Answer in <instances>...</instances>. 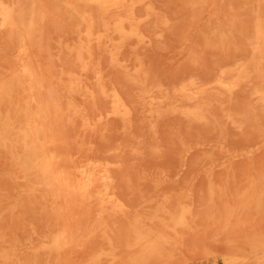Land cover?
I'll return each instance as SVG.
<instances>
[{
    "label": "bare ground",
    "instance_id": "1",
    "mask_svg": "<svg viewBox=\"0 0 264 264\" xmlns=\"http://www.w3.org/2000/svg\"><path fill=\"white\" fill-rule=\"evenodd\" d=\"M42 1L45 3L44 0ZM48 1L50 2L51 0ZM49 2L46 1L45 4ZM52 2L53 5L49 3L50 5L47 4L48 6L46 5L47 6L46 7L45 5H42L41 0H0V42H1L0 47L2 46L4 47L5 52L9 57L7 59V56L5 54L3 55V58L0 57V60H2V62L0 63V154L3 155L5 164H7V166L5 165V167H7L5 171L3 169H2L3 172L0 171L2 172L0 174V189L1 192H3L2 194L0 193V218L3 219L5 217V216L3 217V215H5L4 212L6 210L7 211L11 210L13 214H15L14 212L17 211H23V210L28 211L31 209H38L40 211L39 214L41 215V218L45 219L44 222L42 221L43 222L42 226H38L34 224L35 226H32L31 228H25V230L23 231V233L25 234H22L21 236L11 234L8 228L2 226V225H7L6 223L7 220H5L6 224L1 223L0 221V264H152L151 263L152 261L161 260L163 258L169 260L173 256L172 251L176 250V248H178V245L181 246L184 233L195 229L194 227L196 225L194 223L199 220L197 218L199 217H203L205 219L209 218L208 219L209 222L211 221L214 223L215 221L218 220L217 218H225L222 223L223 225L222 227L223 229H226L230 226L231 218H237L238 216H240V214L242 213L241 211L245 212L247 210L251 211L253 209H259L260 206L263 205L264 173L257 172V174L255 175H249V177L245 179L243 185L238 189V191L234 195L235 203L233 205L232 203L229 204L228 202L230 201V199H224L221 202L222 207H220V205L217 204L218 200L216 199H219V197L223 193H225V188L214 181V178L212 176L213 168H214L213 164L205 168L203 167L204 173L206 174V178H207V182H204L207 183V188L205 191L206 193L205 196L207 197L205 198L204 194L202 195L200 192H196L198 191L197 189L200 187L196 185L198 179L195 182L192 181L191 179V177H193L192 175H190L191 177L187 176L189 173L191 174L194 173L189 172L191 170L187 169L189 173L184 175V173L187 171L186 170L187 166L192 164L189 162L192 161L189 160L191 156L188 157L192 153L190 154L189 148H184L183 150H181L182 148L180 149L179 147H176L175 145L176 142L174 141V139L176 140V138L179 137L175 135L176 138L173 139L172 137H170L169 134L172 133V131L168 132L169 130L168 131L164 130L165 132L166 131L168 132L170 140L172 139V141H174L173 144L175 145L174 147H176V149L179 148L180 152L178 151V149L176 150V153L174 151L171 152V153L174 152L175 155L177 154L176 156L174 155V158L179 159V165H177L179 167V170L178 167H176V161L178 159L174 162L172 155L168 152L169 150H172L170 148H172L173 146L171 145L172 146L171 147L170 144L173 142L168 140L170 141L168 142L170 143L169 144L170 148L168 150L163 149V151H161V149H159V148H165L162 141L167 142L164 139H161L160 137L161 134L165 135V133H161V132L159 133V131L163 129H158V127L163 128L161 127V125L158 126L159 125L158 122L162 118H163L162 120L164 121V116L167 117V115L169 116V114L181 115L185 117L182 120L183 123L185 121L184 119L186 118L188 119V120L186 119L188 122L185 121L184 124L186 123L189 124V121L192 122L193 119H196L197 122L198 120L204 121L206 117L207 119H209L207 115L213 114L212 110L214 111L215 109H212V107L215 108L214 105L222 106L225 100L222 99L223 97H220V99H222L223 101L218 100L216 96L215 99L213 100L212 97L209 96V95L212 96L213 94L209 93V91H211L212 89H216V91L217 90L222 91L220 92V94L228 93L227 96L228 95L231 96L232 94L234 95V92L237 90V88H239V86L242 83L244 84V82H249L251 77L253 78L254 76H256L254 75L255 74L254 72H256V74L259 75L258 79L261 80V82L264 81L261 79L262 77L264 78L261 70L263 68H260L258 66V64L261 63L260 61L259 63V62H254L253 60V62L256 63L257 65L256 66L253 62H251L255 65L254 66L250 63L251 60L249 58H251V56L248 57V60H250L248 61V60H240L239 58L243 59L244 57L238 58L235 54L236 52L239 53V51L242 50L244 47L240 49L241 45L239 46L238 45L239 43L237 42L238 43L237 44L234 41V37L232 39V35L234 34L233 26H235L234 28L237 31L236 24L239 22L240 19L244 20L245 23L244 26H246L247 24L246 21L248 22L249 19L251 18L248 15L249 13L248 9H246L247 11L244 10L248 12V13L244 12L246 13L245 15L246 19L249 17L247 20L244 19L245 18V16L243 15L244 13L240 15L238 14L233 16L231 15L232 18L229 17L231 18V26L224 27L221 24V22L217 23L216 21L217 27L216 25L213 24L215 26V29L213 26V30H215L213 31L214 34H212L211 31L209 32V34H211L209 35L210 37L214 35L213 37L217 42L218 49L221 48L224 52L226 50L227 52H229L228 50L230 51L232 50L233 52H235L234 53L235 55L233 54L232 55L235 56L234 58L237 57V59L233 60L232 62L230 61L226 62L225 59L227 58V56H225L226 54L225 53L224 56L226 58H222L224 59L223 65H220L219 67L217 66L218 69L215 68L216 65H214V68L216 69V71L214 72L218 73V74L217 73L214 74H217V76L215 77L213 75L214 79L212 80L211 78L213 77H211L210 78L211 81L207 79L208 82H205L206 79L204 81L201 80V82L195 79H190L186 81L187 80L186 79L185 81H182L179 85H177L176 83H174V79H173L172 82L174 83V85L176 84L177 86L172 90L171 92L172 94L170 95V93L169 94L167 92L165 93V90L163 91L162 89V86L164 84L166 85V82L165 83L162 82L164 83L163 85L162 84L156 85L154 83L155 80L160 75L157 74L158 75L156 76L157 78H154L153 80L151 79L152 76L151 78H149V75H151V73L149 74V72H151V70L147 69L146 68L147 66L145 65L148 64H145L143 60H141L144 59L145 57L144 58L142 57L139 60L136 57L138 56L137 54L140 46L142 47L144 44L148 45L151 42V39H153L142 31V26L144 24L149 23V21L152 18H154L156 15L159 14V13L157 14L156 10L152 7V5L149 3L148 0H54L51 1V3ZM154 2L152 0V4H154ZM215 2L216 0H191L190 6L193 11L189 10L190 6H188L189 8L187 7L188 8L187 10H189V12L190 11L194 12L195 11L194 9L202 8L204 10L206 9L209 12L212 11L214 14H216L218 9L215 10L216 9L214 7ZM236 2L244 3L243 0L242 2L241 0L235 1V3ZM251 2L252 5H251V9L249 10L255 13L256 17H255V21L252 20L251 18V20L254 23L250 20L248 24L253 23V27L251 26L253 34L252 31L245 32V30L246 31L248 30V27L250 25H248V27L246 26L247 28L242 27L244 32L241 30L240 27H238L242 31L240 32V30L238 29V32H240L242 35L241 36L242 38L240 37L239 40L243 39V34H245L246 36L247 33V38H248V33H250L249 35L250 37L251 35H253L252 36L253 46L251 47L249 44H247L245 47L247 48V46L249 45L252 48V52L251 49L248 50L251 53L255 52L256 56L258 54V56H260V58L264 63V20L261 19L262 14H264L263 13L264 0H251ZM154 5L157 4L155 3ZM51 7L54 9H51ZM140 8H143V12L141 10V13L138 12L139 11L138 9ZM160 9L162 10L161 7ZM180 9L182 8L180 7ZM187 10L185 8V11ZM61 11H63V13H65L69 18H73L75 20L74 34L67 33L68 35L62 37V36H58L60 34L56 33L59 38H57V40L54 39L56 44L52 46L53 36L51 35L55 32H53L50 35L48 33L50 29L44 28L42 23L43 21L45 23V21L49 20L50 22L49 24L47 23V25H49L47 28H50L53 25L56 28L55 25H57V23L60 22V18L62 17L59 15ZM168 15L170 14H167L166 17H168ZM191 15H193V20L191 21L190 19L192 23L194 22L196 23L197 20L200 19V18L195 19L196 16H194L193 13H191ZM196 15L200 16V14L197 13ZM242 15L244 16L243 18ZM179 16H183V13H181V15ZM189 18H192L190 14H189ZM62 20L64 19L62 18ZM229 21L230 20H228V22H224V25L225 23L230 25ZM160 22L165 25L168 23V20L164 19L161 20ZM51 23L52 25H50ZM196 24H195L196 26L195 30H193L194 28L193 25L192 26L189 25V27L191 26L192 27L191 30L196 31L197 33L198 31L196 28L198 25ZM241 24H243V22H241L239 25L241 26ZM61 25L59 26L61 27ZM211 27L212 26H210V29ZM250 28L249 30H251ZM210 29H208V31ZM186 30L188 31V29ZM202 30H204V28ZM235 30L234 32H236ZM174 32L175 31H173V33ZM190 32L191 31L189 30V33ZM203 32L205 33V31ZM238 32L237 34H240ZM196 33L194 32V34ZM201 33H200L201 38L207 36V34L206 35L204 34V36L202 37L203 33L202 34ZM160 35H161L160 33H157L155 37L158 38V36ZM200 35H198V37ZM247 38L245 40L246 42H247ZM165 39L162 41L160 38H158V40H161L159 41V43L161 42L162 46L165 45V44L163 45ZM154 40L155 39H153V41ZM169 41H171V38ZM156 42H152V43L156 44ZM249 42L251 41L249 40ZM168 43L171 44V42ZM172 44L174 45V43ZM129 46H133L134 47L133 49L136 50L137 54H135L136 55L135 59H137L136 61L138 62L135 63L134 61L131 62L130 61L131 59L125 57L124 54L125 49H128L127 47ZM153 46L154 48L153 47L150 48L153 50L157 48L155 47L157 45H153ZM143 47H144L143 49H145V54L146 51L147 52L148 50L150 51V48H148L149 46L148 47L143 46ZM145 47L148 48V50H146ZM53 48L57 49V51L54 52L55 50ZM140 49H139V53L140 51H143V49L142 50ZM96 50L105 54L103 57L105 59L107 58L106 60L104 59V62L107 61V63L105 62L106 65H103L105 63H102L101 60L103 59H100V56L96 54ZM153 50H151V52ZM245 51H246L245 49L244 51H242L243 52L242 55L243 56L246 55L247 57L248 51H246V54ZM220 52L222 51L220 50ZM250 52L248 54H250ZM102 53L100 54L103 55ZM141 53L139 55H141ZM127 54L129 55L128 52L126 53V56H128ZM218 54L219 53H216L217 56H220ZM62 55L64 56L68 55V57L71 59L73 65L72 67H68L69 65L67 66L64 63L58 64L62 59L61 58ZM233 56L229 59L231 60ZM132 57L134 56L131 55L130 58ZM146 60L148 59L146 58ZM244 61H246V63L249 64L248 65L245 64ZM255 61H257V58L255 59ZM63 62L65 61L63 60ZM217 62L222 64L219 60ZM263 63L261 64L262 65L261 67L264 66ZM250 65L254 66L251 70H249L250 67L248 68V66ZM152 66L150 67L153 68L154 66L153 67ZM106 68L107 70L108 68L109 69L113 68L118 72L122 73L124 77L121 75L122 77L120 76L119 78L120 79L124 78L122 80L126 79L125 82L128 81L131 87L134 86L135 88L133 91H135L136 88L138 89L140 88L139 93L137 91V94L135 92H134L135 94L133 92L131 93V88H128L130 89L129 93H131V95L132 94L136 95L135 98H133V96H130L128 93H126L128 91L126 86H125L126 88V92H125L124 91L125 89L123 90L122 88L123 85H121L122 87L118 85L122 80L118 81L117 82L118 84L115 83L114 81L108 82L106 77H107V73L110 72L105 70ZM147 70L149 71L147 72ZM184 71L186 72V70ZM111 72L113 73V71ZM153 72L156 73V71ZM251 72H253L254 74L253 76L250 77ZM155 73H153V77L154 75H156ZM211 74L212 73H210V75ZM192 75L193 76L191 77L194 78L195 74ZM197 75L199 74H196V77ZM261 75L262 77L260 78ZM187 76L184 75V77H182L183 78L182 80H184V78ZM200 77L202 78L201 75H199L198 78ZM254 79L257 80L255 77ZM255 80L254 82L258 83L259 80L258 81ZM150 81L151 82L154 81V82L150 83ZM170 81L169 84H167V86L170 85ZM157 82L159 83L160 81L157 80L156 83ZM153 84H155V86ZM246 84L244 85L247 87L248 85ZM251 85L249 84L250 86L249 90L248 88H246L247 92L251 91L250 96L252 97L253 101L257 103L258 102L262 103L261 107L262 106L264 107L263 83H262L263 86L257 84L254 85L253 82ZM245 86L242 87L244 91H246ZM170 87L171 86H169V88ZM242 92H243L242 90L239 91V93L241 94ZM247 92H244L245 95H249L246 94ZM207 93H209L208 97L206 96ZM217 93H219V91H217ZM217 93L215 92L214 94ZM235 99L236 98L234 97V99H232L231 101ZM101 101H103L104 106H102L103 103ZM88 102H89L88 105L91 104L90 105L91 107L87 105ZM232 103H235L238 106L237 104L238 102L236 103V101H234L231 102L230 106L228 105L229 108L231 106L232 107L234 106ZM97 104L99 105L97 106ZM137 104L142 105V107L137 106ZM242 104H239L238 107L236 106L237 112ZM259 105L258 106L256 105L257 106L256 109L260 107ZM244 106L245 103L242 106L243 109L245 108ZM254 106L249 108V110L244 109L246 113L241 109L240 112L241 115L243 116L249 113V111L252 114L255 109ZM137 108H139L140 112L143 109L142 112H144L145 114L143 113H142L143 115L140 113L139 114L145 116V118L147 117L146 119H148L146 123L148 128L146 127L145 123H144L145 124L144 127L150 130L151 135L148 130L150 137L153 136V139L154 138L157 139L154 136H159L157 140L160 141L161 145L159 142L158 143L156 142L157 145L159 146L158 149L156 145H154L156 147H153V145L151 146V144H154V142L157 140L154 139L155 141L153 140L152 142H149L150 140H152L151 139L152 137L149 138L150 140H148V138H145L146 142H149L148 144L151 143L150 145H148L149 148L151 147L150 148L151 150L150 149L149 150L151 152L153 151L156 152V155H158L159 151H161V153L159 154L163 155L166 152L164 150H167L166 152L167 154L165 153V155L163 156L160 155L162 158L161 160L165 159L166 161L164 163V166H159L158 164L160 163H157L158 158L157 160L155 158H151L152 153H148L147 151L149 150H147V148L145 147L144 150L146 149L147 151L145 150L144 155L146 156L147 154L148 155L151 154L148 157H150V159L153 160L155 159L156 161L154 160L155 161L154 163L151 164L149 163L150 165H152L150 166L152 168H149L148 166L149 164L146 160V158L148 157H145V165L148 167L145 168V165H142V168L144 167L143 169L141 168L142 170H138L137 168H135L137 165L135 166L134 165L135 163L133 164L131 163L133 160L132 159L133 155L130 154V151L137 152V150L139 149L138 147H134L135 145H137L135 143H139V141L137 142L136 140H135L136 142L131 141L135 145L132 144L133 147L132 148L130 147L129 149L130 155L128 154V152L124 150L123 148L124 145L123 147L118 145H116L115 147H108L109 146L108 144L106 148L104 146L106 144H104L103 146L105 147V150H102L101 147H97L98 144L96 145V141L97 142L101 141V143H108L111 141L109 140L111 137H115L114 135L111 136V134H110L111 137H109L108 130H109L110 122L113 121L116 122V124L113 122L115 125H117V122H119V124H121L120 133L123 132L125 133L124 135L131 134L136 130L137 131L140 130L139 127H136L139 129L135 128V130L133 128V125H136V123L137 125H139L138 121L140 120L139 119L140 115L138 114V117L136 115V113L138 112V111L136 112ZM226 108L228 107L226 106ZM224 109L225 108L223 107V110ZM234 109H233V114L237 113L234 112ZM261 110L263 111L264 109L262 108L260 109V111ZM258 111L259 110L257 109L256 112L258 113ZM215 113L216 116L220 114L219 112H218L219 114H217L216 110L214 114ZM260 113L261 115H264L262 114L263 112ZM258 114L255 113L254 116ZM135 116L138 118L137 122L134 120L136 118ZM171 116L169 118L173 119V117ZM234 116L236 117L237 114ZM259 116L260 115H258L257 117ZM175 117L179 118L177 115H175ZM211 117L212 115L210 116V118ZM145 118L144 120L143 118L141 119L142 123L143 121H146ZM167 118H166V122L164 123L168 125L163 124V126L169 127V124H171L170 126L171 128L175 127L176 124L174 123V121L177 120L171 119L173 121L171 122V120L167 121ZM229 120L230 122H232V119ZM161 121L160 123L162 124L163 121L162 122ZM263 121L261 120L260 122ZM182 122L180 119V124ZM194 123H196V121ZM239 123L241 124L240 121ZM239 123H238V127L241 126V128H245L242 127L243 126L242 124L239 125ZM76 124H78L79 129L73 132V134L74 133L75 134L72 135L71 134L72 131L69 130V128L71 127V129H74V127L77 126ZM188 124L185 125L187 126L186 129L189 128ZM244 124H245V119H244ZM172 125L174 126L172 127ZM177 125L178 127L180 126L178 123ZM205 125L207 126V123ZM231 125H233V123ZM141 126L143 128V124ZM181 126L183 127V124ZM257 126L260 130H262L263 125L261 128L260 123H257ZM78 127H76V129ZM115 127L116 126H113V128H111V131L112 129L114 130L116 128L118 130L120 129L118 127L116 128ZM208 127H210V125L207 126V128L206 127L204 128L209 130ZM132 129L134 130L133 132ZM184 129L185 127L181 129L182 130L181 133H179L180 130L178 132H173V133H178L184 136L186 133H188V131L191 128L187 129L188 131L185 130L186 133L183 135L182 133L185 132ZM118 130L114 131L115 134L118 132ZM171 130H174V128ZM201 130L204 131L205 129H203L202 127ZM146 132L143 131L142 134L147 135ZM189 133L191 134V132ZM195 133H200V135L202 136L201 134L202 132L195 131ZM244 133H246V131H244ZM261 133L264 136V132L261 131ZM203 134H206L205 131L203 132ZM88 135L91 136V138H89V140L91 141L87 140L89 141L87 142L86 139H82L85 136H87L86 138H88ZM188 135L186 134V137L185 136L184 137L187 138ZM197 135L198 134H196V136ZM182 136H181L182 140L179 138L180 141L183 140L186 141L188 138L190 139L191 137L193 138V136L190 135V137H188L185 140V138L183 139ZM225 136H227V134ZM252 136L255 135L252 134ZM162 137L163 138L167 137L166 140L168 139V136H162ZM195 137L193 139H195ZM121 138L122 137L119 136L118 139L120 140ZM123 138H125V142L130 141V140H126V136ZM215 138L217 139V137ZM251 138L252 137H250V140ZM94 139L95 142L92 141ZM208 139L210 140L211 138ZM259 139H261L262 141L264 140L263 138H259ZM184 141H183V145H181L182 142L179 143L182 147H184ZM189 141H191V139ZM207 141L208 140H206V142ZM256 141H258V139ZM112 142L113 141H111V143ZM196 142L199 143L200 141L198 140ZM141 143L142 144L140 145V147L142 148L144 142ZM168 143H165L166 144L165 146H168L167 145ZM192 143L194 144V142L191 143L189 142V144ZM245 143L248 142L245 141ZM179 144H177V146H179ZM250 144L253 145V142ZM162 145L163 147H161ZM111 146L113 145L111 144ZM240 147L242 148L243 145ZM258 149L259 147L258 148L254 147L253 150H255L256 152L258 151ZM144 150L142 149L140 155L141 157L137 156L139 157V159H142L141 162H139L140 160L139 161L137 160L138 159L137 157H136L137 159L135 158L136 163L138 161L137 164L143 163ZM226 150L227 149H225V151ZM235 150L237 153L238 152L237 150L240 149H238L237 147V149L235 148ZM177 151L179 153H177ZM229 151L230 150L228 149V153L231 154L232 152L230 151L231 152L230 153ZM248 151L249 149L245 152V154ZM122 152H124V155L126 153L132 157L129 158L127 156L130 164L126 162L127 160L125 161V159H122L121 157ZM162 152L164 153L162 154ZM213 152L210 153L213 155ZM239 152H241V150ZM168 153L171 155L172 158ZM233 153H232L233 157L234 155H237ZM227 154L226 156H229V154L228 155ZM238 154H239L238 155L239 158H244L243 156L240 157L243 154L241 153ZM247 154H249V152ZM156 155L154 156L153 153L154 157H156ZM167 155L169 156L163 158L164 156ZM250 155L251 154H249V157ZM224 156L225 155H223V157ZM226 156L223 160H226ZM249 157L247 158L248 161L250 160ZM167 158L172 159L173 162L170 160L172 163V165L170 163L171 166H173V163H175L174 168L176 167L177 169L176 172L178 171V173H175L173 171L174 168L168 166ZM130 159L132 160L130 161ZM208 160L209 158L206 161L208 162ZM124 161L125 164H128L129 166L131 164L132 166L133 165L135 166V167L131 166L132 170H134L133 168H135V170L137 169L136 171H138V174L135 180H134L135 177L131 176L130 171L125 170V168L128 165L125 167ZM151 161L152 160H150V162ZM207 162H204V166H206L205 163ZM249 163L250 165L252 164V162ZM155 164L159 167H157ZM153 165L154 167L155 166L156 167L153 168ZM160 165H163V163ZM168 167L172 171L169 172ZM189 168H191L193 172H195L194 176L197 175L198 169L194 171L195 168H198L197 166H193V167L189 166ZM181 171L183 173L184 178L185 176H187L188 178L191 179L193 183L194 182L196 183L195 186H197L198 188L197 187H196L197 189L195 188L196 190L195 192L197 193V195L194 196L195 192L193 188L194 185L193 183L190 182V184H188L187 186L184 185V183L183 184L181 183V185H184L185 187L180 186L178 184L179 182L185 180V179L183 180L182 178ZM118 173H120L119 177H118ZM136 173L133 174L135 175ZM171 173H173V175H170ZM179 174H181L180 179H182L180 181L178 180ZM198 177H200V175H198ZM176 181L178 182L177 184L173 183ZM171 182L172 184L177 185L176 187L177 189L174 188L175 190H173L172 188V190H169L171 192H168L167 191L168 189L166 188L167 190H165V193H162L161 192L162 188L165 186L168 187L169 183L171 184ZM149 183L153 184L152 193L149 194L148 192L151 190H149V188H146L147 191L149 190L147 192L149 195H147V193L144 192L147 196H141L140 197L141 200L136 205H133L131 201L130 202L128 201L129 200L128 198L130 197L126 198V194L138 195V193L141 190H143L142 188L145 186V184L148 185ZM233 183L234 182H232V184ZM147 185L145 187H147ZM149 185L148 187L152 186ZM122 186L123 187L125 186L126 188L125 187L122 188ZM226 186L227 185H225V187ZM121 189L122 190L127 189V193H124L125 194L124 195L123 192L126 191H122ZM198 193H200L201 195L200 194L198 195ZM197 196H203L205 198L203 199L202 197L203 203L205 200L206 205L205 203L203 205L202 201H200L201 197L198 198ZM194 197H197V199H199L198 203L201 202L202 205L196 203L197 201H195ZM197 204L200 208V211L202 206H204V209H202V211L207 210L203 216H200L201 215L199 214L200 211H197L198 209V208L196 209V207H198ZM205 208L207 209L205 210ZM256 211H257L256 213H258V210ZM250 213L253 214L255 212H250ZM15 215H17V213ZM16 217L19 216L17 215ZM117 220H120L125 223V227L122 232L116 231L115 224L118 223ZM33 221H35V219ZM198 224L199 222L197 223V225ZM24 225H26V223H24ZM220 232L224 233L226 231L224 230V232H222L221 230ZM262 244H263L262 245V249H263L264 242ZM254 248L255 250H260L261 246H258V244H254Z\"/></svg>",
    "mask_w": 264,
    "mask_h": 264
},
{
    "label": "rangeland",
    "instance_id": "2",
    "mask_svg": "<svg viewBox=\"0 0 264 264\" xmlns=\"http://www.w3.org/2000/svg\"><path fill=\"white\" fill-rule=\"evenodd\" d=\"M45 1V3H46V1L47 2H49L48 0H44ZM51 1H54V0H51ZM51 1L49 2L50 4H52L53 5V2L51 3ZM149 1V3L152 5V7L156 10V12H157V14L158 15H156L154 18H152L150 21H149V23H147V24H144L143 26H142V31L146 34V35H148L149 37H151V38H153V39H155L154 41H153V39H151V42L147 45H143V46H146V47H148V48H150V47H153L154 48V46L153 45H157V46H155V47H157L156 49H151L150 48V51L148 50V48H146V50H148V52L146 51V54H145V49H143L144 47L142 46H140V48H142L143 49V51H140V53L142 52V53H144V54H142L141 53V55H139L140 53H139V47H137V48H139L138 49V54H137V52H136V50H134L133 48V46H129V47H127L128 49H125V52H124V54H125V57H128L129 59H131L130 61L132 62V61H134V63L135 62H138V61H136L137 59H135V54H137L138 56H136L137 58H138V60L139 59H141L142 57L145 59V61H144V59H141V60H143V62L145 63V64H151V61H152V64L151 65H145V66H147L146 68L147 69H149V70H151V72H149V74L151 73V75H149V78H151V76H152V80L154 79V78H157L156 76H158V75H160V76H158V78L159 77H161V78H157L156 80H155V84L157 85H163L165 82H166V85L164 86H162V89H163V91L165 90V93L167 92L168 94L170 93V95L172 94L171 92H172V90L177 86V85H179L182 81H185L186 79V81H188V80H190V79H195V80H197V81H199V82H201V80L202 81H204L205 79V82H208L207 81V79H209L210 81H211V79L213 80L214 79V77H213V75L216 77L217 76V72H214V71H216V69L215 68H217L218 69V67L220 66V65H223V63H224V59H222V58H226L225 56H227V58L226 59H229V58H231L233 55H235L236 54V56L239 58V57H244L243 59H241V58H239L240 60H248V57H250L251 56V58H249L250 60H248V61H250V63L251 62H253V60H254V62H259L260 64H258V66L260 67V68H263V69H261L262 70V73H263V76H264V66L263 67H261L262 65V63H263V61H262V59L260 58V56H258V54H257V56H256V53L254 52V53H251L252 52V36L253 35H251V37L249 36L250 35V33H248V38H247V33H246V36H245V34H243V39H241V40H239L240 39V37L242 36L241 35V33L240 32H242L243 31V28L242 27H248V25H250L249 27H248V30L246 31L245 30V32H249V31H252V27H253V21L252 20H254L255 21V17H256V15H255V13H253L251 10H249V9H251V5H252V2H251V0H243V2L245 1V2H247V3H239V2H236L235 3V1H238V0H216V2H215V5H214V7L216 8L215 10H217V13L216 14H214L212 11L211 12H209V11H207L206 9L204 10V9H202V8H198V9H194L195 11V13L194 12H191V11H193L192 9H191V6H190V1L191 0H155V2H154V0H153V2H154V4L156 3L157 5H154V4H152V0H148ZM184 1V2H183ZM186 1V2H185ZM41 2H42V5H50L49 3H47V4H45L42 0H41ZM241 2H242V0H241ZM44 3V4H43ZM189 3V4H188ZM239 3V4H238ZM238 5V7H237V5ZM244 4V5H243ZM47 5V6H48ZM51 5V6H52ZM181 5V6H180ZM239 5H240V7H239ZM46 6V7H47ZM158 6V7H157ZM177 6V7H176ZM188 6H190V8L188 7ZM221 6V7H220ZM243 6V7H242ZM246 6V7H245ZM156 7V8H155ZM160 7L162 8V10L160 9ZM180 7L182 8V9H180ZM184 7V8H183ZM189 8V10H191L190 12H189V10H187L188 8ZM242 7V8H241ZM49 8H50V6H49ZM48 8V9H49ZM185 8H186V10L187 11H185ZM240 8V9H239ZM51 9H54V8H52L51 7ZM160 9V10H159ZM176 11H175V10ZM246 9H248V11H249V13L248 12H246L247 10ZM139 11V13H141V10H142V12H143V8H140V9H138ZM163 10H165V11H163ZM174 10V11H173ZM177 10H182V11H180V14H179V11H177ZM220 10H221V12H220ZM227 10V11H226ZM239 10H240V12H239ZM244 10H246V11H244ZM163 11V12H162ZM201 11H203V12H201ZM162 12V13H161ZM165 12V13H164ZM189 12V13H188ZM228 12V13H227ZM239 12V13H238ZM244 12H246V13H248V15H249V17H251L252 18V20H251V18L249 19V21L251 20L253 23H250V24H248L249 23V21L247 22L246 20L249 18H247L246 19V13H244ZM181 13H183V16H179V15H181ZM188 14V17H187V14ZM191 13H193L194 14V16H196V18L195 19H198V18H200V19H198L197 20V22L196 23H199V24H196L194 21V23L196 24V25H198L197 26V33H196V31H192L191 29H192V25L194 24V23H192L191 21L193 20V15H191ZM196 13L197 14H200V16H198V15H196ZM221 13V14H220ZM227 13V14H226ZM244 13V14H243ZM252 13V14H251ZM264 13V12H263ZM167 14H170V15H168V17H166L167 16ZM189 14H190V16H192V18H189ZM236 14H238V15H240V14H243L244 16H245V18L244 19H246L245 21H246V26H244V20H242V19H240L239 20V22L236 24V28H237V31L235 30V26H233V29L236 31V32H234V30H233V35H232V39H233V37H234V41L240 46L241 45V47H240V49H242L243 47V49L242 50H240L241 51V54H240V51H239V53H235V52H233L232 50L230 51V50H228L229 52H227V50L224 52L221 48L220 49H218L217 47H218V45H217V42L215 41V38L213 37L214 35H212L211 37L209 36V35H211V34H209V32L211 31L212 32V34H214L213 33V31H215V30H213V26L214 25H216V27H217V23H220L221 22V24L225 27V26H231V18H232V16L233 15H236ZM254 14V15H253ZM60 16H62L61 18H60V22L59 23H57V25H55L56 26V28L54 27V25L53 26H51L50 28H47L49 25H47V23L49 24V20H47V21H45V23H44V21H43V26H44V28H46V29H50L49 31H48V33L51 35L53 32H55V33H53L51 36H53L52 38H53V43L55 42V40H57V38H59L58 36H66V35H68V34H74V23H75V20L73 19V18H69L65 13H63V11H61V13L59 14ZM221 15H223V16H221ZM227 15V16H226ZM232 15V16H231ZM242 15V18L244 17ZM247 15V16H248ZM263 15L264 14H262V20H264V17H263ZM161 16V17H160ZM204 16V17H203ZM211 16V17H210ZM214 16V17H213ZM217 16V17H216ZM179 17H180V19H179ZM181 17H182V19H181ZM184 17V18H183ZM187 17V18H186ZM211 19H210V18ZM219 17V18H218ZM227 17H228V20H230L229 21V23H230V25L229 24H226L225 23V25H224V22H228V20H227ZM229 17H231V18H229ZM62 18L64 19V20H62ZM163 18V19H162ZM174 18V19H173ZM189 18V19H188ZM203 18V19H202ZM215 18V19H214ZM164 19H167L168 20V23L167 24H163V23H161L160 21L161 20H164ZM171 19V20H170ZM172 19H173V22H172ZM188 21V23H187V21ZM190 19H191V21H190ZM210 19V20H209ZM217 19H221L220 21L219 20H217ZM184 20V21H183ZM209 20V21H208ZM216 21H217V23H216ZM219 21V22H218ZM61 22H63V23H61ZM176 22V23H175ZM182 22H184V23H182ZM206 22V23H205ZM241 22H243V24H241V26L239 25ZM62 25H61V24ZM68 23V24H67ZM186 23V24H185ZM190 23V24H189ZM191 23H192V25H191ZM210 23H212V24H210ZM46 26H45V25ZM151 24V25H150ZM176 24V25H175ZM187 24H189V25H191L190 27H189V25H187ZM195 24L193 25V30H195ZM207 24H209V25H207ZM214 24V25H213ZM50 25H52V23L50 24ZM59 25H61V27L59 26ZM65 25H67V26H65ZM180 25H181V28H180ZM182 25H184V26H182ZM187 25V26H186ZM205 25H207V26H205ZM239 25V26H238ZM57 26H59V27H57ZM165 26V27H164ZM208 26H209V28H208ZM210 26H212L211 27V29H210ZM252 26V27H251ZM73 27V28H72ZM172 27V28H171ZM186 28V29H188V31L186 30V29H184V28ZM189 27V28H188ZM238 27H240L241 28V30H240V28H238ZM246 27V28H247ZM251 27V28H250ZM146 28V29H145ZM169 28V29H168ZM173 28H175V29H173ZM199 28H200V30L202 31V33H201V31L199 30ZM204 28V30H202V29ZM249 28L251 29V30H249ZM55 29H56V31H55ZM62 29V30H61ZM148 29H149V31H148ZM154 29V30H153ZM168 29V30H167ZM206 29H207V31H206ZM208 29H210L209 31H208ZM214 29H215V26H214ZM238 29L240 30V32H238ZM51 30H52V32H51ZM152 30V31H151ZM189 30L191 31L190 33H189ZM173 31H175L174 33H173ZM203 31H205V33L203 32ZM164 32V33H163ZM171 32V33H170ZM193 32V33H192ZM194 32L196 33V34H194ZM202 34V37L204 36V34L206 35L207 34V36L204 38H201V35H200V33ZM237 32L238 33H240V34H237ZM244 32V31H243ZM60 34V35H58L57 36V34ZM68 33V34H67ZM157 33H160L161 35L160 36H158V38H160L162 41L165 39V41H164V43H163V45L164 46H162V44H161V42L159 43V41H161V40H158V38L157 37H155L156 36V34ZM174 34V35H173ZM252 34H253V31H252ZM165 35V36H164ZM167 35V36H166ZM195 35H197V36H195ZM198 35H200L199 37H198ZM236 35H237V38H236ZM240 35V36H239ZM171 36V37H170ZM176 36V37H175ZM209 36V37H208ZM55 37V38H54ZM196 37V38H195ZM198 37V38H197ZM208 37V38H207ZM247 38V42L245 41L246 40V38ZM163 38V39H162ZM170 38H171V41H169L170 40ZM242 38V37H241ZM55 39V40H54ZM189 39H190V41H189ZM177 40V41H176ZM243 40V41H242ZM249 40L251 41V42H249ZM157 41V42H156ZM167 41V42H166ZM198 41V42H197ZM52 42V41H51ZM152 42H156V44L154 43H152ZM168 42H171V44L170 43H168ZM194 42V43H193ZM242 42H244V43H242ZM52 43V46H54L55 44H56V42L53 44ZM157 43H159V44H157ZM168 43V44H167ZM172 43H174V45L172 44ZM246 43V44H245ZM153 44V45H152ZM194 44V45H193ZM245 44V45H244ZM247 44H249L248 46H247V48L245 47ZM162 47H160V46ZM182 45V46H181ZM187 45V46H186ZM244 45V46H243ZM0 46H1V42H0ZM174 46V47H173ZM191 47V48H190ZM195 47V48H194ZM249 47V48H248ZM130 48V49H129ZM136 48V49H137ZM174 48V49H173ZM194 48V49H193ZM216 48V49H215ZM54 49V48H53ZM52 49V50H53ZM142 49H140V50H142ZM195 49H196V52H195ZM244 49L246 50V51H248L247 52V57H246V55L245 56H243L242 55V51H244ZM251 49V52L249 51V50ZM55 50V51H54ZM53 51L54 52H56L57 51V49H54ZM151 50H153L152 52H151ZM212 50V51H211ZM219 50V51H218ZM220 50L222 51V52H220ZM129 53V55L128 56H126V53L127 52ZM135 53H134V52ZM174 51V52H173ZM186 51V52H185ZM208 51V52H207ZM246 51H245V54H246ZM100 51H98V50H96V54L97 55H99L100 56V59H103V60H101L102 61V63H107V61H105L104 62V55L105 54H103L102 52H100V53H102L103 55H101L100 53H99ZM149 52H151V53H149ZM230 52H231V54H230ZM250 52V54H248ZM149 53V54H148ZM216 53H219L218 55H220V56H217L216 55ZM222 53H223V55H222ZM226 53V54H225ZM228 53H229V55H228ZM235 53V54H234ZM6 55L7 56V54H6V52H5V49H4V47L2 46V47H0V57L1 58H3V55ZM182 54H183V56H182ZM224 54H225V56H224ZM233 54V55H232ZM131 55L132 56H134V57H132V58H130L131 57ZM145 55V56H144ZM101 56H102V58H101ZM139 56H141V57H139ZM200 56V57H199ZM254 56H255V58H254ZM64 57V58H63ZM106 57V56H105ZM183 57V58H182ZM235 56H233V58L230 60H226L225 59V61L226 62H232L233 60H235V59H237V57L236 58H234ZM9 57L7 56V59H8ZM62 59H61V61H62V63H61V61L58 63V64H66L68 67H72L73 65H72V62H71V59L68 57V55H62V57H61ZM146 58L148 59V60H146ZM220 58V59H219ZM247 58V59H246ZM254 58V59H253ZM257 58V61H255V59ZM107 59V58H106ZM105 59V60H106ZM259 59H261V60H259ZM63 60L65 61V62H63ZM219 60L222 64H220L219 62H217V61ZM146 61H147V63H146ZM223 61V62H222ZM2 62V60H0V63ZM179 62V63H178ZM217 62V63H216ZM225 62V63H226ZM253 62V63H254ZM106 63L105 64H103V65H106ZM216 63V64H215ZM219 63V64H218ZM244 63L245 64H249V63H246V61H244ZM251 63L252 65H256V63ZM71 64V65H70ZM133 64V63H132ZM154 64V65H153ZM154 67H153V66ZM188 65V66H187ZM209 65V66H208ZM211 65V66H210ZM214 65H216L215 66V68H214ZM252 65H250V66H248V68H249V70H251L254 66H252ZM263 65H264V63H263ZM150 66H152L153 68H151ZM208 66V67H207ZM218 66V67H217ZM257 66V65H256ZM106 67H108V66H106ZM184 67V68H183ZM258 67V68H259ZM154 68H155V70H154ZM182 68H183V71L184 70H186V72L184 71H182ZM201 68V69H200ZM212 68V69H211ZM111 69V68H110ZM110 69L108 68V70H107V68L105 69V70H107V71H109L110 73H112L111 71H113V73L112 74H110V73H107V77H106V79L108 80V82H111V81H114L115 83H117L118 81H121L122 79H124V78H119L121 75H122V73H120V72H118L117 70H115V69H111V71H110ZM153 69V70H152ZM189 69V70H188ZM198 69V70H197ZM208 69H210V70H208ZM215 69V70H214ZM149 70H147V72L149 71ZM197 70V71H196ZM202 70H203V72H204V74H203V72H202ZM153 71H156V73L155 72H153ZM155 73L156 75H154V77H153V73ZM120 73V74H119ZM172 73V74H171ZM174 73V74H173ZM183 74V75H181V74ZM185 73V74H184ZM206 73V74H205ZM210 73H212L211 75H210ZM214 73H217V74H214ZM255 73V74H254ZM251 72L250 73V77L251 76H253V74L254 75H256V76H254L257 80H255L254 79V77L251 79L250 78V83L249 82H244V84H246V85H248L247 87L242 83L240 86H239V88H237V92L235 91L234 92V95L232 94L231 96H227V94L228 93H221L220 94V92H222V91H220V90H217V91H219V93H217V91H216V89H212L211 91H209V93H211V94H213L212 96L211 95H209V93H207L206 94V96L208 97V95L210 96V97H212V99L214 100L215 99V96L217 97V99L218 100H221V101H223L224 99V102H223V105L222 106H217V105H214L215 106V108L214 107H212V109H215L216 110V112H217V114H219V115H217L216 116V113L214 114V112H215V110L213 111L212 110V112H213V114H210V115H207L208 117H209V119H207V117H206V119L209 121L210 119H212V120H210L209 122H211V123H209L206 119L204 120V121H200V120H198V122H199V124H198V122H197V120L196 119H193V121L191 122V121H189V124L188 123H186V124H184L185 123V121L186 122H188L186 119H184L185 121H184V123L182 122V120H183V118H185V117H183V116H181V115H178V114H169V116L167 115V117L169 118L171 115V117H173V119L174 120H177V121H179V122H177V121H174V123L176 124L175 125V127H173L174 125H172V127L174 128V130H171V129H173V128H171L170 126H171V124H169V127H167V126H163V124H166V123H164V122H166V118L167 117H165L164 116V121L162 122L161 120V122H162V124L160 123V121L158 122L159 123V125L158 126H160L161 125V127H163V128H159L158 127V129H163V130H160L159 131V133L161 132V133H165V135H163V134H161L162 136H168V139L166 140V138H163L161 135H160V137H161V139H164L165 141H167V142H163L162 141V143H163V145H164V147L165 148H159V149H161V151H163V149H169L170 147H169V144L170 143H168V142H173V143H171L170 144V146L172 145L173 147L176 145V147H179L181 150H183L184 148H189L190 149V154L191 155H189L188 157H190V159L189 158H187V159H189V160H192V161H189L190 163H192V164H190L189 166L190 167H193V166H197L198 168H193L194 169V171L196 170V169H198L197 171V175H195L194 176V174H195V172H193V170L191 169V168H189V166H187V168H186V170L187 169H190L191 171H189V172H192V173H194V174H191V173H189L188 172V170L184 173V175L185 174H188L187 176L189 177L190 175H192L193 177H194V179H193V177H191V179H192V181H195L196 182V180L198 179V181L200 182H192L191 181V179L190 178H188L187 176H185V178H184V176H183V173H182V171H181V174H182V178H183V180L184 181H186V182H184V181H182V182H177L178 180L180 181V180H182V179H180V176H181V174H179V179L176 181V182H173V183H178L180 186H183V187H185L184 185H188V184H190V182L191 183H193L194 185H193V188H194V192L196 191L195 190V188L197 187V186H200L197 190L198 191H196V192H200L202 195L204 194V196H205V191H206V188H207V183H204V182H207V178H206V174L204 173V168L205 167H208L209 165H214V168H213V173H212V176H213V178H214V181L216 182V183H218V184H220L222 187H224L225 188V193H223L220 197H219V199H220V201H219V199H216V200H218V202H217V204L218 205H220V207H222V204H221V202L224 200V199H230V201L228 202L229 204H231L232 203V205L235 203V200H234V195L236 194V192L238 191V189L243 185V183L245 182V179L247 178V177H249V175H255V174H257V172H259V173H264V140L262 141L261 139H259V138H263L264 139V136L262 135V133H261V131L262 132H264V121H263V117H264V115H261V113L260 112H263L262 114H264V110L262 111H260V109H264V107L262 106L261 107V104L262 103H260V102H255V101H253V99H252V97L250 96V93H251V91L250 92H247V89L246 88H248V90L250 89V86H249V84L251 85L252 84V82H253V84L255 85V84H257V85H262V83H263V85H264V81L263 82H261V80H259L258 79V77H259V75L258 74H256V72ZM109 74V75H108ZM158 74V75H157ZM189 75V76H187V75ZM191 74V75H190ZM192 74H195V77L193 78V77H191V76H193ZM196 74H199V75H201L202 76V78L200 77V78H198L199 77V75H197V77H196ZM203 74V75H202ZM167 75V76H166ZM172 75V76H171ZM174 75V76H173ZM179 75V76H178ZM184 75L185 76H187V77H185L184 78V80H182L183 78L182 77H184ZM210 75V76H209ZM258 75V76H257ZM109 76V77H108ZM113 76H115V77H113ZM123 76V75H122ZM121 76V77H122ZM176 76V77H175ZM208 76V77H207ZM124 77V76H123ZM166 77V78H165ZM170 77H171V79H170ZM173 77V78H172ZM181 77V78H180ZM205 77V78H204ZM211 77H213V78H211ZM262 77V75L260 76V78ZM111 78V79H110ZM115 78V79H114ZM168 78V79H167ZM204 78V79H203ZM211 78V79H210ZM150 79V80H151ZM171 81H170V80ZM173 79H174V83H176L175 85H174V83L172 82L173 81ZM176 79V80H175ZM181 79V80H180ZM200 79V80H199ZM262 80H264V78L262 77L261 78ZM126 80V79H125ZM125 80H122L118 85L119 86H121V85H123V90L126 92V88H125V86L127 87V92L126 93H128L130 96H133V98H135V96L136 95H134L135 93L137 94V91H138V93H139V90H140V88L138 89V88H136L135 89V91H133L134 90V86H132L131 87V85H130V83H128V81H126L125 82ZM151 80V81H152ZM160 81L159 83L157 82L156 83V81ZM162 80V81H161ZM254 80L255 81H258V83H256V82H254ZM150 81V83H153V82H151ZM168 81V82H167ZM169 81H170V85H168L167 86V84H169ZM252 81V82H251ZM162 82H164V83H162ZM123 83V84H122ZM249 83V84H248ZM260 83V84H259ZM155 84H153L154 86H155ZM172 84V85H171ZM128 85H129V87H128ZM152 85V84H151ZM245 86V89H246V91H244V89L242 88V87H244ZM262 85V86H263ZM169 86H171L170 88H169ZM252 86V85H251ZM254 87V86H253ZM128 88H131V93L133 92H135L134 94H132L131 95V93H129V91H130V89H128ZM138 89V90H137ZM252 89V88H251ZM215 90V91H214ZM243 91L242 92V94L241 93H239V91ZM212 92H216L217 94H214V93H212ZM244 92H247L246 94H249V95H245V93ZM226 94V95H225ZM225 96V97H224ZM209 97V98H210ZM219 97V98H218ZM220 97H223L222 99H220ZM229 97V98H228ZM234 97L236 98L235 100H233V101H231L232 99H234ZM251 97V98H250ZM229 100H227V99ZM232 98V99H231ZM211 99V98H210ZM248 99H249V102H248ZM238 100V101H237ZM241 100V101H240ZM251 100V101H250ZM98 101H100V100H98ZM234 102V101H236V103L238 104V106H239V104H242V102H243V104L241 105V107L244 105V103H245V110H249V108H251V107H253L254 105V107H255V109H254V112L256 113V114H258V113H260V114H258V115H260V116H262V117H257L258 115H256V116H254L255 115V113L253 114H251L250 113V111H249V113H247V114H245V115H241V109H242V111H244L245 112V110L243 109V107L241 108L240 107V109H238V112H237V105L235 104V103H232L234 106H235V109H234V106L232 107H230L229 108V106L231 105V102ZM102 103H103V101H101ZM227 102H229V103H227ZM247 102V103H246ZM251 102H252V104H251ZM254 102V103H253ZM98 103H100V102H98ZM141 103V102H140ZM89 104V102L87 103V105ZM260 104V105H259ZM91 105V104H90ZM90 105H88L89 107H91ZM99 104H97V106H98ZM229 108V110H228V108H226V106ZM229 105V106H228ZM259 105L260 107H258L257 109L259 110L258 111V113L256 112V107ZM264 105V104H263ZM101 106V105H100ZM102 106H104V103L102 104ZM137 106H141L142 107V105H140V104H137ZM237 106V107H236ZM223 107L225 108L224 110H223ZM247 107V108H246ZM140 109H142V108H140ZM218 109V110H217ZM233 109H234V112H237V113H235V114H233ZM143 110V109H142ZM142 110H141V112L139 111V108H137V110H136V115H137V117H138V114L140 113V114H145L144 112H142ZM240 110V111H239ZM219 112V113H218ZM232 113V114H231ZM243 113V112H242ZM246 113V112H245ZM139 114V115H140ZM142 114V115H143ZM237 114V116L235 117L234 115H236ZM142 115H140L139 117V121H138V118L136 119H134L136 122L138 121L139 123V125H137V123H136V125H133V128H134V130H135V128L136 127H139L140 128V130H136V131H134L133 129H132V132L134 131L135 132V134H134V132L133 133H131V134H126V135H124L125 133H123V132H121L120 133V131H121V124H119V122H117V125H115L116 124V122H110L109 123V130H108V133H109V137H111L112 135H114L115 137H111L109 140H111V141H113L112 143H111V141L110 142H108V143H101V141H99V142H97L96 141V145L98 144V146L97 147H101V149L102 150H105V147L109 144V146L108 147H115L116 145H118V146H122L123 147V145H124V150L126 151V152H128V154H129V149H130V147L132 148L133 147V145H135V144H137V145H135L134 147H138L139 149V151L137 150V152H131L130 151V154L131 155H133L132 157L131 156H129L128 154H126L125 153V155H124V152H122V154H121V157H122V159H125V161L128 163V164H130V162L128 161V157L129 158H132V159H130V161L132 160V164L133 163H135L134 165L136 166H134L135 168H137L138 170H142L143 168H142V165H145V157H148V156H150L151 154H147L146 156L144 155V152H145V150H144V148L146 147L147 148V150H149L150 148L148 147V145H150V144H148L149 142H152L154 139H153V136H151L150 137V135H151V132H150V130L149 129H147L148 127H147V120L148 119H146L145 118V116H142ZM175 115H177L180 119H181V124H180V119L179 118H177V117H175ZM212 115V117L210 118V116ZM228 115V116H227ZM230 116V117H229ZM241 117V118H239V117ZM248 116V117H247ZM253 118H251V117ZM182 117V118H181ZM216 117H217V119H216ZM143 118V120H144V118H145V120L146 121H143V123H142V119ZM168 118H167V121H170L172 118H169V120H168ZM176 118V119H175ZM232 119V122H230V120L229 119ZM234 118H235V120H234ZM236 118H237V121H236ZM243 118V119H242ZM256 118V119H255ZM172 119V120H173ZM239 119V120H238ZM244 119H245V124H244ZM171 120V122H173ZM190 120V119H189ZM242 120V121H241ZM252 120H253V122H252ZM263 121V122H260V121ZM196 121V123H194ZM213 121V122H212ZM229 121V122H228ZM234 121V122H233ZM239 121L241 122V124L243 125L242 127H245V128H241V126H239L238 127V123H239ZM247 121H248V123H247ZM180 125L179 127H178V125H177V123ZM191 122V123H190ZM204 122H206L207 123V126H209L210 125V127H208L209 128V130L208 129H206L207 128V126L205 125L206 123H204V126H203V123ZM256 122V123H255ZM134 123V124H135ZM143 124V128H142V124ZM146 124V127L147 128H145L144 126H145V124ZM170 123V122H169ZM174 123H172V124H174ZM192 123H194V124H192ZM214 123H215V125H214ZM227 123V124H226ZM233 123V125H231ZM236 123V124H235ZM257 123H260V126H261V128H262V125H263V128H262V130H260L259 128H258V126H257ZM114 124V125H113ZM141 124V125H140ZM183 124V127L181 126ZM188 124V127L189 128H187V129H190L189 131L186 129V127L187 126H185V125H187ZM192 124V125H191ZM202 124V125H201ZM209 124V125H208ZM240 123H239V125H241ZM251 126H249V125ZM253 124V125H252ZM77 126L76 127H78V124H76ZM166 125H168V124H166ZM190 125V126H189ZM236 125V126H235ZM245 125H247V126H245ZM113 126H116V127H118V128H120L119 130L116 128V129H112V131H111V128H113ZM141 126V127H140ZM256 126V127H255ZM76 127H74V129H71V127L69 128V130H71L72 132H71V134L72 135H74L73 134V132H75V131H77L78 129H79V127L76 129ZM164 127H167V128H164ZM185 127V129H184V131L185 130H187L188 131V133L189 132H191V134L189 133V135H188V133H186V131L184 132V133H182L183 135L186 133L188 136H187V138L188 137H190V135H192L193 136V138L196 136V134H198L196 137H195V139H193L192 137L190 138L191 139V141H189L190 139L188 138H185L186 137V134L184 135V136H182L181 134H178V133H173V132H178L179 130H180V132L179 133H181V129L182 128H184ZM203 127V129H205L204 131H205V133L206 134H203V130H201V128ZM204 127H206V128H204ZM215 127V128H214ZM217 127V128H216ZM238 127V128H237ZM246 127H248V128H246ZM139 128H136V129H139ZM145 128V129H144ZM170 128V129H169ZM212 128V129H211ZM255 128H257V129H255ZM142 129V130H141ZM200 129V130H199ZM74 130V131H73ZM115 130H118V134L116 135L115 134ZM148 130H149V133H150V135H149V133H148ZM164 130H169L168 132H171L172 131V133H169L170 134V137H172L173 139L174 138H176L175 137V135H177V137H179L181 140H182V138H181V136L183 137V139L185 138V140L186 141H184V147H182L181 145H183V141H180L179 140V138H176V140L174 139V141L177 143V144H179V143H181V145L179 144V146H177V144L175 143V145H173L174 144V141H172V139L170 140V138H169V135H168V132L166 133ZM207 130V131H206ZM216 130H217V132H216ZM224 130V131H223ZM254 132H252V131ZM111 133H110V132ZM142 131V132H141ZM143 131L144 132H146V134L147 135H145V134H142L143 133ZM163 131V132H162ZM195 131L196 132H202L201 134H202V136L204 137H202L201 135H200V133H195ZM210 131V132H209ZM244 131H246V133H244ZM113 132V133H112ZM137 132V133H136ZM141 132V133H140ZM208 132V133H207ZM248 132H250L251 133V135H250V133H248ZM69 133H70V131H69ZM195 133V134H194ZM70 134V135H71ZM110 134H111V136H110ZM120 134V135H119ZM140 136H139V135ZM167 134V135H166ZM171 134H174V135H171ZM227 134V136H225ZM252 134L253 135H255V136H252ZM129 135V136H128ZM145 135V136H144ZM157 135H159V134H157ZM178 135H180V136H178ZM248 135V136H247ZM257 135V136H256ZM119 136L120 137H122L120 140H122V141H120L118 138H119ZM126 136V140H130L129 142L127 141V142H125V138H123V137H125ZM128 136V137H127ZM137 136V137H136ZM147 136V137H146ZM149 136V137H148ZM87 136H85L84 138H82V139H86V141L87 140H89V138H91V136L90 135H88V138H86ZM118 137V138H117ZM136 137V138H135ZM154 137H156L157 139H158V137L159 136H154ZM215 137H217V139L215 138ZM250 137H252L251 138V140H250ZM94 138V137H93ZM127 138H129V139H127ZM131 138V139H130ZM145 138H148V140H150L149 138H151L152 140H150L149 142H146V139ZM206 138V139H205ZM208 138H211L210 140L208 139ZM228 138V139H227ZM247 138V139H246ZM255 138V139H254ZM258 139V141H260V142H258V141H256L257 139ZM112 139H114V140H112ZM138 139V140H137ZM157 139H155V140H157ZM160 139V138H159ZM192 139H193V141H192ZM123 140H124V142H123ZM138 142L139 141V143H132V142H136V141ZM147 140V141H148ZM154 140V141H155ZM168 140H170V141H168ZM200 141L199 143L198 142H196V141ZM203 140V141H202ZM206 140H208L207 142H206ZM253 140V141H252ZM85 141V140H84ZM85 141V142H86ZM89 141H91V140H89ZM89 141H87V142H89ZM92 141H94L95 142V139L94 140H92ZM116 141H118V142H116ZM132 141V142H131ZM202 141V142H201ZM204 141H205V143H204ZM245 141H247L248 143H245ZM249 141H250V143H252L253 142V145L252 144H250L249 143ZM141 142H144L143 143V145H145V146H143L142 145V148L140 147V145L142 144ZM159 142L160 143V141L159 140H157V141H155L154 142V144H151V146L153 145V147H156L157 146V149H158V145H157V143ZM187 142V143H186ZM189 142L191 143V142H194V144L192 143V144H189ZM226 144H225V143ZM228 142V143H227ZM256 142V143H255ZM118 143V144H117ZM120 143H123V144H120ZM165 143H168L167 145L168 146H165L166 144ZM104 144H106V145H104ZM111 144L113 145V146H111ZM127 145V147H126V145ZM131 144V145H130ZM133 144V145H132ZM146 144H147V146H146ZM225 144V145H224ZM227 144H229V145H227ZM245 144H246V146H245ZM250 144V145H249ZM105 147H104V146ZM154 145H156V146H154ZM160 145H161V143H160ZM163 145L161 146V147H163ZM243 145V147L241 148L240 146H242ZM259 147V149H258V151H256L255 152V150H253L254 149V147L255 148H258L257 146ZM261 145V146H260ZM102 146H103V148H102ZM171 146V147H172ZM181 146V147H180ZM225 146V147H224ZM228 148H227V147ZM247 146H248V148H247ZM250 146H252V147H250ZM152 147V148H153ZM170 148V149H172V150H169L168 152L172 155V157H173V160H174V162L178 159H175L174 158V152L176 153V150L178 149V151H179V148H177L176 149V147H174V148ZM233 147V148H232ZM237 147H238V149H240L241 150V152H239L240 150H237L238 152L236 153V150H235V148L237 149ZM250 147V148H249ZM261 147V148H260ZM107 148V147H106ZM234 149V150H232V149ZM137 149V148H136ZM142 149L144 150L143 151V155H144V161H143V163L142 164H137L138 163V161L139 162H141L142 161V159H139V157H141L140 155H141V152H142ZM173 149H175V150H173ZM225 149H227L226 151H225ZM228 149L233 153V151H234V153L233 154H237V155H234V157H233V155H232V153L231 154H229L228 153ZM249 149V154H253L254 155V157H253V155L251 156L250 155V157H252V158H250L249 157V154H245V152L247 151ZM141 150V151H140ZM146 150V151H147ZM151 150V149H150ZM147 151L148 153H152V157L151 158H155L156 160H157V158H158V161H157V163H160V164H162L163 163V165H160V164H158L159 166H164V163L166 162L165 161V159H163V160H161L162 158H161V156H163V155H165V153L167 152V150H164V151H166L165 153L164 152H162V154L163 155H161V154H159V153H161V151H159L158 152V155L160 156V158H159V156L158 155H156V152H151V151ZM196 150V151H195ZM200 150V151H199ZM244 152H243V151ZM246 150V151H245ZM252 150V151H251ZM172 151H174L173 153H171ZM177 151V153H179ZM206 151V152H205ZM209 151V152H208ZM214 151V152H213ZM218 151V152H217ZM197 152V153H196ZM213 152V155L211 154V153ZM217 152V153H216ZM229 154V156H226V154L227 153ZM258 152V153H257ZM136 153V154H135ZM153 153H154V156L156 155V157H154L153 156ZM168 153V154H169ZM196 153V154H195ZM210 153V154H209ZM238 153H241V154H243V155H241L240 157H244V158H239L238 157ZM167 154V153H166ZM169 154V155H170ZM218 154V155H217ZM227 154V155H228ZM123 155H124V157H123ZM169 155H167V156H164L163 158H166V157H168ZM171 155H170V157H171ZM177 155V154H176ZM175 155V156H176ZM193 155V156H192ZM210 155V156H209ZM223 155H225L226 156V160H223L224 158H225V156L223 157ZM247 155V156H246ZM128 156V157H127ZM137 156H139V157H137ZM208 156V157H207ZM231 156H232V158H233V160H232V158H231ZM138 159H137V158ZM171 157V158H172ZM178 157V156H177ZM222 157V158H221ZM245 157H246V159H245ZM249 157V161L247 160V158ZM0 158H1V161H0V171H2V169L5 171V169L7 168V167H5V165L7 166V164H5V161H4V157H3V155L2 154H0ZM138 160L137 161V163H136V159ZM169 159V158H167L166 160H167V163H168V166L170 167L171 165H172V163H171V161H172V159ZM203 158H204V160H203ZM206 158V159H205ZM209 158V160H208V162L206 161L207 159ZM220 158V159H219ZM229 160H228V159ZM150 157H148V158H146V160H147V162H148V164L150 163H154L155 161L153 160V159H150V160H152L151 162H150ZM160 159V160H159ZM215 159V160H214ZM217 159V160H216ZM255 159H256V161H255ZM3 160V161H2ZM149 160V161H148ZM171 160V161H170ZM200 160H202V161H200ZM220 160H222V161H220ZM236 160V161H235ZM259 160V161H258ZM125 161H124V166L126 167L128 164H125ZM160 161H162V162H160ZM194 161H196V162H194ZM224 161V162H223ZM235 161V162H234ZM246 161H247V163H246ZM4 164H3V163ZM147 162H146V164H147ZM173 162V161H172ZM177 162H178V164H177ZM194 162V163H193ZM204 162H207V163H205L206 164V166H204ZM223 162V163H222ZM249 162H252V164L250 165V163ZM261 162V163H260ZM170 163H171V165H170ZM220 163V164H219ZM224 163H225V165H224ZM132 164L129 166H127L126 168H125V170H127V171H130V173H131V176L132 177H135L134 178V180L136 179V176H137V174H138V171H136L135 170V168H133L134 170H132ZM148 165L149 166V168H152V167H150V166H152V165ZM199 164V165H198ZM242 164V165H241ZM245 164V165H244ZM140 165V166H139ZM156 165V164H155ZM177 165H179V159L176 161V167H178ZM187 165H188V162H187ZM201 165H203V166H201ZM228 165V166H227ZM239 165V166H238ZM132 166V167H131ZM138 166H139V168H138ZM148 166H146L145 165V168L146 167H148ZM157 166V165H156ZM155 166V167H156ZM159 166H157V167H159ZM166 166V165H165ZM174 166H175V163H173V166H171L172 168H174ZM245 166V167H244ZM251 166H252V168H251ZM3 167H5V168H3ZM154 167V165H153V168H155ZM169 167H168V169H169ZM176 167L173 169V171L175 172V173H178V171L176 172ZM204 167V168H203ZM131 170H130V169ZM142 168V169H141ZM171 168V169H172ZM237 168H238V170H237ZM124 170V171H125ZM145 170V169H144ZM178 170H179V167H178ZM216 170V171H215ZM134 171V172H133ZM170 171H172V170H170L169 169V172ZM3 172V171H2ZM2 172H0V174L2 173ZM137 172V173H136ZM173 172V173H174ZM180 172V171H179ZM133 173H136L135 175L133 174ZM173 173H171L170 175H173ZM119 175H120V173H118V177H119ZM198 175H200V177H198ZM202 176V177H201ZM187 178V179H186ZM188 179H190V180H188ZM202 179V180H201ZM225 179V180H224ZM188 180V181H187ZM205 180V181H204ZM228 182V183H227ZM232 182H234L233 184H232ZM181 183L183 184L184 183V185H181ZM187 183V184H186ZM202 183H204V184H202ZM152 185L151 187H148V185ZM148 185L147 184H145V186L147 185V187H143L142 189L143 190H141L139 193H138V195H127L126 194V198L127 197H130V198H128L129 200V202L131 201V203H133V205H136L140 200H141V196H147V195H149L150 193H152V191H153V184L152 183H149ZM176 184H172V182H171V184L169 183V185H168V187L170 188H168L167 186H165V187H163L162 188V193H165V190H167L168 192H171V191H169V190H172V188H173V190H175V189H177L176 187H177V185ZM195 184L197 185V186H195ZM149 185V186H150ZM170 185H173V186H170ZM225 185H227L226 187H225ZM232 185V186H231ZM125 187V186H124ZM123 186H122V188H124ZM179 187V186H178ZM126 188V187H125ZM146 188H149V190H151V191H147V189ZM151 188V189H150ZM167 188V189H166ZM175 188V189H174ZM180 188V187H179ZM178 188V189H179ZM182 188V187H181ZM201 188V189H200ZM204 188V189H203ZM228 189V191H227V189ZM233 188V189H232ZM146 189V190H145ZM203 189V190H202ZM122 190V189H121ZM122 191H126V192H123V194L124 193H127V189H124V190H122ZM203 191H204V193H203ZM227 191V192H226ZM147 193V195L145 194V193ZM195 192V193H196ZM0 193L2 194L3 192H1V189H0ZM194 193V196L195 195H197V193L195 194ZM200 193H198V195L200 194ZM233 193V194H232ZM200 194V195H201ZM125 195V194H124ZM2 197H3V195H2ZM132 197H133V199H132ZM198 198L199 197H201L200 199V201H202V204L204 205V203H205V205H206V202H205V200H204V203H203V199H205L207 196H205V198L203 197V196H197ZM197 197H194L195 198V201H197L196 203H198V201H199V199H197ZM202 197H203V199H202ZM138 198V199H137ZM140 198V199H139ZM222 198V199H221ZM137 201V202H136ZM220 203V204H219ZM199 205L201 204V202H199L198 203ZM198 204H197V206H198ZM201 204V205H202ZM2 205H4V204H2ZM201 207V206H200ZM198 208V209H197ZM261 208H263V209H261ZM196 209H197V211H200V208H199V206L198 207H196ZM202 209H204V206H202V208H201V211H202ZM207 208H205V210H206ZM261 209V210H260ZM256 210H258V213H256L257 211ZM199 212V214H201L200 216H203L204 214H205V212L207 211H202V212ZM249 211V212H248ZM7 212V213H6ZM39 210L38 209H31V210H28V211H17V212H14L15 214L17 213V215L20 217V220H19V217H16L17 215H15V214H13V212L10 210H6L4 213H5V215H3V217L5 218H0V221H1V223H3V224H6L7 223V225H2V226H4V227H6V228H8L9 230H10V232H11V234H15V235H17V236H21L22 234H25V233H23V231L25 230V228H31L32 226H35V225H38V226H42L43 225V222L45 221V219L44 218H41V215L39 214ZM242 213L240 214V216H238L237 218H231V222H230V226L228 227V228H226V229H223V225H222V223H223V221H224V219L225 218H217L218 220L217 221H215V223L214 222H209V218H206L207 219V222H206V219L205 218H203V217H199V218H197V219H199L197 222H195L194 224L196 225L194 228L196 229H193L192 231H189V232H186V233H184V235H183V239H182V244H181V246L180 245H178V248H176V250H174V251H172V253H173V256L169 259V260H167V259H165V258H163V259H161V260H155V261H152L151 263L152 264H169V262H170V264H260V263H262V264H264L263 262H264V248L262 249V243L264 242V203H263V205H261L260 206V208L259 209H253V210H247V211H245V212H243V211H241ZM250 212H255V213H253V214H251ZM260 212V213H259ZM13 215H12V214ZM9 214V215H8ZM11 214V215H10ZM23 214V215H22ZM27 214V215H26ZM255 214V215H254ZM258 214V215H257ZM9 217H8V216ZM8 218H7V217ZM34 216V217H33ZM248 216H250V217H248ZM251 216H252V218H251ZM14 218V220H13V218ZM253 217H255V218H253ZM9 219H10V221H9ZM23 221H22V220ZM35 219V221H33ZM5 220H7L6 221V223H5ZM18 220V221H17ZM200 220H201V222H200ZM14 221V222H13ZM43 221V222H42ZM117 222L118 223H116L115 224V228H116V231L117 232H122L123 231V229H124V227H125V223L124 222H122V221H120V220H117ZM120 222V223H119ZM199 222V224L197 225V223ZM218 222V223H217ZM15 223V224H14ZM24 223H26V225H24ZM35 224V225H34ZM123 224V225H122ZM210 226H209V225ZM233 224V225H232ZM200 225V226H199ZM205 225V226H204ZM218 225V226H217ZM220 225V226H219ZM24 226V227H23ZM117 226V227H116ZM210 227V228H209ZM119 228V229H118ZM231 228V229H230ZM235 228V229H234ZM199 229V230H198ZM220 229V230H219ZM121 230V231H120ZM222 230V232H224V230L226 231V232H224V233H221L220 231ZM228 230H230V231H228ZM228 231V232H227ZM191 232H192V234H191ZM229 233V234H228ZM117 234H119V233H117ZM192 237H191V236ZM261 243V244H260ZM254 244H258V246H261V248H260V250L262 249L263 250V252H262V250L260 251V250H255V248H254ZM260 244V245H259ZM184 248V249H183ZM260 251V252H259ZM175 253V254H174ZM262 253H263V255H262ZM263 257V259H262V257ZM259 259H260V261H259ZM263 260V261H262Z\"/></svg>",
    "mask_w": 264,
    "mask_h": 264
}]
</instances>
